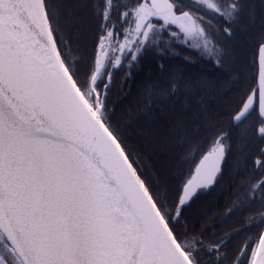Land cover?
Masks as SVG:
<instances>
[{
	"label": "snow or ice",
	"instance_id": "obj_1",
	"mask_svg": "<svg viewBox=\"0 0 264 264\" xmlns=\"http://www.w3.org/2000/svg\"><path fill=\"white\" fill-rule=\"evenodd\" d=\"M0 264H264V0H0Z\"/></svg>",
	"mask_w": 264,
	"mask_h": 264
},
{
	"label": "trees",
	"instance_id": "obj_2",
	"mask_svg": "<svg viewBox=\"0 0 264 264\" xmlns=\"http://www.w3.org/2000/svg\"><path fill=\"white\" fill-rule=\"evenodd\" d=\"M178 51H179V49H178ZM181 54L184 56H189L194 61L196 68L193 71H195L196 69H200V68H208L210 70V65H207V64L202 62L201 53L199 52L198 49L192 48V52H183ZM207 59H208L207 56H203V60L206 61Z\"/></svg>",
	"mask_w": 264,
	"mask_h": 264
},
{
	"label": "rangeland",
	"instance_id": "obj_3",
	"mask_svg": "<svg viewBox=\"0 0 264 264\" xmlns=\"http://www.w3.org/2000/svg\"><path fill=\"white\" fill-rule=\"evenodd\" d=\"M194 48H196V47H195V41H193V49H194Z\"/></svg>",
	"mask_w": 264,
	"mask_h": 264
}]
</instances>
